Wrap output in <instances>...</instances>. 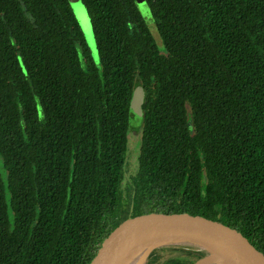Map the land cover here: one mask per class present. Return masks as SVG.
Instances as JSON below:
<instances>
[{"label":"trees","instance_id":"obj_1","mask_svg":"<svg viewBox=\"0 0 264 264\" xmlns=\"http://www.w3.org/2000/svg\"><path fill=\"white\" fill-rule=\"evenodd\" d=\"M82 1L98 64L68 0H0V264H85L149 204L212 215L264 253V0H146L162 45L135 0ZM186 246L145 264H194Z\"/></svg>","mask_w":264,"mask_h":264},{"label":"water","instance_id":"obj_2","mask_svg":"<svg viewBox=\"0 0 264 264\" xmlns=\"http://www.w3.org/2000/svg\"><path fill=\"white\" fill-rule=\"evenodd\" d=\"M68 1L73 13L78 17L80 22L85 19L88 20V10L82 0ZM135 4L144 17L145 22L153 30L157 29L159 31L147 1L135 0ZM88 23L89 28L85 33V38L93 52L94 59L98 61V49L92 30V23L91 21ZM145 100V89L137 81L133 86L128 108V127L129 130L135 133L141 129L144 120L143 104ZM38 111L39 115H41L42 111L39 105ZM70 167H73V159L71 160ZM152 223L164 224L176 231H181L183 234L199 238L210 244H215L248 264H264V253L245 234L229 223L209 214L181 211L157 204L144 205L125 212L103 233L85 264H105L108 257L132 232ZM224 258L222 253L208 251L205 255L206 261L202 262V264L221 263V259ZM194 264H198L197 261Z\"/></svg>","mask_w":264,"mask_h":264},{"label":"bare ground","instance_id":"obj_3","mask_svg":"<svg viewBox=\"0 0 264 264\" xmlns=\"http://www.w3.org/2000/svg\"><path fill=\"white\" fill-rule=\"evenodd\" d=\"M176 240L190 242L209 252L222 253L225 258L221 259L220 264H248L215 244L183 234L160 223H152L136 229L114 250L105 264H145L151 250L161 245L174 244ZM200 263L202 261L198 262Z\"/></svg>","mask_w":264,"mask_h":264},{"label":"rangeland","instance_id":"obj_4","mask_svg":"<svg viewBox=\"0 0 264 264\" xmlns=\"http://www.w3.org/2000/svg\"><path fill=\"white\" fill-rule=\"evenodd\" d=\"M76 19H77V22H78L81 30H82L84 37H85V33H86L87 29L89 28L88 22L91 21L90 17L88 18V20L85 19L82 22L79 21L78 17H76ZM147 26H148L155 42L159 45H162V39L158 33L159 31H157V29L153 30L152 27H150L148 24H147ZM156 36H157V38H156ZM85 40H86V38H85ZM90 52H91V55H92L94 62L96 64H98L99 63V53H98V61H96L94 59L93 52H92L91 48H90ZM139 147H140V134H139V132L135 133L134 131L129 130V132H128V150H127V157H126V164H125V177H126L125 181L129 177V175L132 174L135 171V169L137 168V158H138V153H139ZM176 241H175L176 243H174V244H168L170 246H173V250L166 252L165 255H175V254L180 255L188 249V246H186L185 241H181V240H176ZM161 246H167V245H161ZM161 246H159V247H161ZM199 252L201 253V257L197 260V263L200 261L205 262L206 261L205 255L208 253V251L205 250L204 248H202V250ZM200 264H202V263H200Z\"/></svg>","mask_w":264,"mask_h":264}]
</instances>
